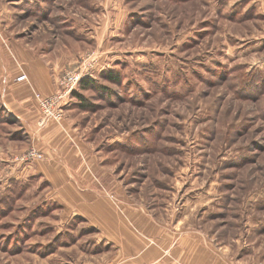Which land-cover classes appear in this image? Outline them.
<instances>
[{
	"label": "rangeland",
	"instance_id": "374dc122",
	"mask_svg": "<svg viewBox=\"0 0 264 264\" xmlns=\"http://www.w3.org/2000/svg\"><path fill=\"white\" fill-rule=\"evenodd\" d=\"M0 32L29 57L47 48L54 89L71 61L85 55L87 69L59 122L37 125L31 85L22 120L0 101V264H46L59 239L89 230L60 207L50 174L63 156L197 231L201 264H264V0H0ZM6 55L11 75L32 66Z\"/></svg>",
	"mask_w": 264,
	"mask_h": 264
},
{
	"label": "crops",
	"instance_id": "0c3cea01",
	"mask_svg": "<svg viewBox=\"0 0 264 264\" xmlns=\"http://www.w3.org/2000/svg\"><path fill=\"white\" fill-rule=\"evenodd\" d=\"M2 36L0 35V70L1 68L10 69L9 75L12 80L9 81L7 76L3 78L4 70L0 71V92L2 91L0 101L8 113L21 119V114L26 109L25 99L17 94L29 90V85L44 95L49 93L52 88L54 89L55 77L54 80L51 79L48 63L51 60L50 66L53 67L58 62L47 56L48 53L44 51L47 50L46 47H43L39 56L29 57L27 54L31 52L26 43L17 42L10 37L2 39ZM30 48L36 49L33 46ZM8 53H16L20 59L24 57L29 59V64L32 66L27 69L28 73L25 71L28 82L15 80L19 72L10 74L12 66L6 55ZM74 61L65 68L72 67ZM17 65H19L18 62ZM1 83L3 87L7 86L6 92ZM9 84L11 86H8ZM24 92L22 94L25 95ZM39 116L36 120L38 126H40ZM66 164H72L73 177L70 175L71 171L66 168ZM54 165L56 170L53 169L50 175L57 188L60 207L84 219L89 230L85 228L79 232V236L59 239L55 247L43 255L42 258L45 259L46 264H105L108 261H116L115 264H201L204 238L197 231L195 234H180L174 231L173 227L157 221L140 204L134 205L124 200L123 198L127 197L123 195L119 187L103 185L104 189L115 194V197L120 196L118 203H115L88 173H77L81 167L76 156L59 157ZM91 230H94L101 239V245L92 246L91 239L86 236L91 235Z\"/></svg>",
	"mask_w": 264,
	"mask_h": 264
},
{
	"label": "built area",
	"instance_id": "2783aa9c",
	"mask_svg": "<svg viewBox=\"0 0 264 264\" xmlns=\"http://www.w3.org/2000/svg\"><path fill=\"white\" fill-rule=\"evenodd\" d=\"M82 63L77 66H72L65 69L57 78L56 87L50 94H42L33 89V94L36 98L37 104L40 109V117L38 124L44 125L49 119L60 121L63 115V104L71 96L81 79L84 78L87 69L85 68L86 56H82ZM16 81L28 82L27 74L24 70H20L19 74L15 77ZM27 155L41 156L40 152L35 150L30 151ZM112 264V263H106Z\"/></svg>",
	"mask_w": 264,
	"mask_h": 264
},
{
	"label": "trees",
	"instance_id": "16d2710c",
	"mask_svg": "<svg viewBox=\"0 0 264 264\" xmlns=\"http://www.w3.org/2000/svg\"><path fill=\"white\" fill-rule=\"evenodd\" d=\"M105 74H106V77H107V78H109V79H111V80H117L116 75H112V71H111V70L107 71ZM85 78H86V77H85ZM83 81H84V78L81 79L80 83L83 82ZM84 85H86V84H84ZM72 93H73V92H72ZM75 94H76V93H75ZM77 95L79 96V94H77Z\"/></svg>",
	"mask_w": 264,
	"mask_h": 264
}]
</instances>
